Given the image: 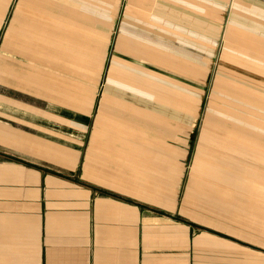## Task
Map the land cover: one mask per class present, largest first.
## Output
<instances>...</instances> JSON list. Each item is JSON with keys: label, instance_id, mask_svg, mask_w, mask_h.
<instances>
[{"label": "crops", "instance_id": "obj_1", "mask_svg": "<svg viewBox=\"0 0 264 264\" xmlns=\"http://www.w3.org/2000/svg\"><path fill=\"white\" fill-rule=\"evenodd\" d=\"M18 9L9 41L28 46L0 55V264H264V0ZM117 25L124 96L100 104L98 128L79 43L89 74ZM208 97L214 124L189 171L192 128L171 132L173 114Z\"/></svg>", "mask_w": 264, "mask_h": 264}, {"label": "rangeland", "instance_id": "obj_2", "mask_svg": "<svg viewBox=\"0 0 264 264\" xmlns=\"http://www.w3.org/2000/svg\"><path fill=\"white\" fill-rule=\"evenodd\" d=\"M20 2L21 0H13V2L11 3L10 9H9V13L6 16V19L3 21L4 23L1 24L0 27V55H3L6 51L5 46L9 43H12L14 45V47H17L19 49H23L26 48L28 46V44H26L24 46V42H11L9 41V36L13 37L16 36L17 34H21L24 32L23 26H20L21 24H23V19L19 20V25H16L15 29L12 28L11 26V18L15 17V12H19L20 10L18 9L20 6ZM229 12L231 13L232 9H231V5H229ZM20 17H24V15H20ZM18 23V20H17ZM11 29H13L12 31V35H8V32ZM53 28V27H52ZM54 29V28H53ZM120 26L117 25L116 28L114 29V32L111 35V39H110V45H109V49L107 51V56L104 57V49L102 47L99 48V50L96 49V54H95V58L93 59V64L95 62L96 65V70H90L89 69V74H84L82 69H83V59H84V43L81 41L79 43V55H80V62H81V78H83L82 76H85L84 78H86V82H89L90 88L93 86V84L96 87V100H95V109H94V115H95V119H96V125L98 128L101 121H99V118H97L98 116V111H99V106L101 103L105 102V99L108 100L110 103L114 102V100L116 98H119L117 96H124L118 89V86L115 85V80L119 81L118 79L120 78V65L119 64H114L113 60H114V55H117L120 53L118 52L120 50ZM100 33H103L102 28H99L98 30ZM8 37V38H7ZM49 39L51 38L50 35H48ZM65 37V36H63ZM47 38V36L45 35V38L43 39V41H45L46 45H48V48L52 47V40H49ZM14 40H16L14 38ZM56 41H60L63 43V39L62 38H58ZM98 43V42H97ZM101 41H99L98 44H96V48L98 46H100ZM75 44V43H74ZM38 46H35V48ZM91 66V64H90ZM216 77V75H211L209 78V86L207 89V93H210V91L213 90V81L214 78ZM110 80H113V83H110ZM207 97V96H206ZM205 97V98H206ZM115 98V99H114ZM209 100V97L207 99H205V103L203 105V109L201 114L199 113V107L194 105V100L192 101V110H191V116L186 115L184 112H179L176 111V113L173 114V117H175V123L172 122V126H171V132H173L172 130H176L177 134L179 132H184L187 131L189 129L192 128V133L190 134V145L192 146L190 151H191V155L190 156V160L188 159L187 161V166H188V170L191 171V167L193 166L196 157L198 156V149H199V145L201 144V142H206L207 137H206V126L210 125V124H214V122H210L212 118L211 115H206L207 111H208V107H206V104ZM119 106L121 107V105L119 104ZM143 109H144V105H143ZM154 109H157L156 107H154ZM198 111V113H197ZM145 112V111H144ZM199 114V115H198ZM186 115V116H185ZM208 117V118H207ZM147 118V117H146ZM98 119V120H97ZM152 121L155 122V120L152 117ZM264 126V123H263ZM149 127L145 125V130L148 129ZM167 128V126L165 127V124H163L162 126H160V133H159V146H164L167 144V140L169 141V139H164L166 138V133L169 130H165ZM264 128V127H263ZM174 130V132H175ZM169 131V133H170ZM264 132L263 130H260ZM157 135V134H156ZM264 135V133H263ZM164 137V138H163ZM147 138H144V142H147ZM192 157V158H191Z\"/></svg>", "mask_w": 264, "mask_h": 264}]
</instances>
